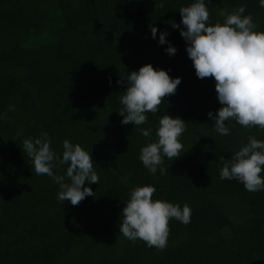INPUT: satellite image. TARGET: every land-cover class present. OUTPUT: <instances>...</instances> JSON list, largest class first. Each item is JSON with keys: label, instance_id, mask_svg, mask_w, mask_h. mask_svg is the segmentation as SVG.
I'll use <instances>...</instances> for the list:
<instances>
[{"label": "trees", "instance_id": "obj_1", "mask_svg": "<svg viewBox=\"0 0 264 264\" xmlns=\"http://www.w3.org/2000/svg\"><path fill=\"white\" fill-rule=\"evenodd\" d=\"M194 2L0 0V264H264V190L220 179L224 160L249 136L264 140V130L227 121L230 134L216 132L207 115L222 106L215 80L197 77L180 34L179 10ZM205 4L209 24L244 6L242 15L264 31L260 0ZM147 63L181 83L144 124H122L126 84L117 81ZM165 115L185 121L184 150L177 159L164 157L169 171L158 167L153 175L139 157L157 141ZM45 132L56 155L62 157L65 140L91 154L99 184L84 186L95 196L78 206L59 201V184L35 174L23 141ZM67 167L57 163L53 171L64 176ZM144 185L155 186L154 200L191 208L187 225L170 220L163 250L119 233L131 190Z\"/></svg>", "mask_w": 264, "mask_h": 264}, {"label": "clouds", "instance_id": "obj_2", "mask_svg": "<svg viewBox=\"0 0 264 264\" xmlns=\"http://www.w3.org/2000/svg\"><path fill=\"white\" fill-rule=\"evenodd\" d=\"M163 6V5H161ZM264 7V0H260ZM181 36L187 42L186 52L200 79L213 78L219 103L222 105L213 116L215 130L222 136L230 134L227 121H235L246 129L258 127L264 130V31H255L257 25L251 15H242L244 6L226 15L223 23L209 24L210 13L205 0H195L189 6L181 7ZM180 24L173 23V28ZM152 37L157 28L149 25ZM166 32H161L159 43H166ZM177 49L169 44L166 52L174 55ZM117 83L126 84L120 97L123 105L118 112L122 124L139 126L147 121L146 113L155 114L165 97L174 95L181 78L170 77L164 69H156L151 63L144 64L137 71L122 76ZM186 130L181 118L165 115L159 120L156 142L144 146L140 160L153 175L159 167L161 174L164 157L177 159L184 150L180 137ZM142 135L150 131L140 129ZM42 139H25L23 151L33 161L36 175H47L59 184V201L78 206L86 197L95 196L89 184L98 183L99 176L94 170L91 154L79 144L69 140L63 142L62 157L56 155L50 146L48 134ZM224 160V157H221ZM68 165L64 176L53 171L56 164ZM264 140L249 136L230 160H224L220 179L237 180L251 192L264 190ZM67 177V182L65 181ZM155 186H137L131 190L129 199L122 210L119 233L131 241H144L147 246L163 250L167 247L170 234L169 222L176 219L187 225L191 222V208L179 204L153 199ZM120 218V220H121Z\"/></svg>", "mask_w": 264, "mask_h": 264}]
</instances>
